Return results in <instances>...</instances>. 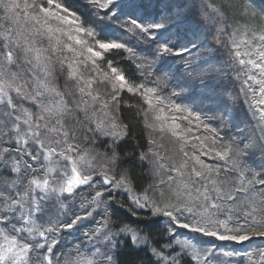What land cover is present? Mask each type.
Here are the masks:
<instances>
[{
    "label": "snow or ice",
    "instance_id": "1",
    "mask_svg": "<svg viewBox=\"0 0 264 264\" xmlns=\"http://www.w3.org/2000/svg\"><path fill=\"white\" fill-rule=\"evenodd\" d=\"M255 241L264 0H0V264H264Z\"/></svg>",
    "mask_w": 264,
    "mask_h": 264
},
{
    "label": "trees",
    "instance_id": "2",
    "mask_svg": "<svg viewBox=\"0 0 264 264\" xmlns=\"http://www.w3.org/2000/svg\"><path fill=\"white\" fill-rule=\"evenodd\" d=\"M124 65L126 66V71L128 73H132L135 71V69L131 66V64L127 61L123 62ZM124 116L127 118L126 122H129L132 120V115H131V111L128 109L124 110ZM135 135H136V140H128L127 143L121 142L122 144V151H140L143 150L146 141L144 140V138L141 135V128L140 126L137 124L135 127ZM133 172V176H134V181L136 183L137 186L143 185L146 181V175L145 172L143 170H141L140 168H133L132 169ZM121 213L130 221H134V218L131 217L130 215H128V213L125 210H120ZM164 230V223L163 221L161 222V224L157 225L156 227H154L151 231L152 234L154 236L159 237V234L162 233ZM122 251V256L121 259L122 261H130L132 259H135V253L132 252V249L130 246H125L121 249ZM140 256L143 257V253H140ZM145 264H147V260L145 259Z\"/></svg>",
    "mask_w": 264,
    "mask_h": 264
},
{
    "label": "rangeland",
    "instance_id": "3",
    "mask_svg": "<svg viewBox=\"0 0 264 264\" xmlns=\"http://www.w3.org/2000/svg\"><path fill=\"white\" fill-rule=\"evenodd\" d=\"M255 3H256V5L258 6V5L260 4V0H255ZM163 223H164V222H163ZM217 243H219V242H217ZM255 245H262V246H264V242H261V241H255L253 246H255ZM229 247L231 248V247H233V245L229 244ZM235 247L240 248V247H244V246L235 245Z\"/></svg>",
    "mask_w": 264,
    "mask_h": 264
}]
</instances>
